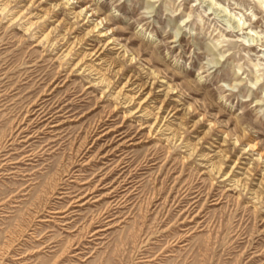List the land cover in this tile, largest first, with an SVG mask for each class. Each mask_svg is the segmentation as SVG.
<instances>
[{
	"label": "rangeland",
	"instance_id": "1",
	"mask_svg": "<svg viewBox=\"0 0 264 264\" xmlns=\"http://www.w3.org/2000/svg\"><path fill=\"white\" fill-rule=\"evenodd\" d=\"M0 264H264V0H0Z\"/></svg>",
	"mask_w": 264,
	"mask_h": 264
},
{
	"label": "bare ground",
	"instance_id": "2",
	"mask_svg": "<svg viewBox=\"0 0 264 264\" xmlns=\"http://www.w3.org/2000/svg\"><path fill=\"white\" fill-rule=\"evenodd\" d=\"M67 54V53H66ZM118 95V94H117ZM129 95V94H128ZM124 97V96H123ZM143 101V100H142ZM142 101H140V102H142ZM129 103V102H128ZM145 113V112H144ZM147 114V113H146ZM158 117V116H157ZM154 121V120H153ZM161 121V120H160ZM154 123V122H153ZM155 123H156V121H155ZM154 123V124H155ZM165 124V123H164ZM156 127V126H155ZM153 129H155V128H153ZM152 132V131H151ZM160 132V131H159ZM150 133V132H149ZM212 167V166H211ZM215 170V169H214ZM217 172H219V170L217 171Z\"/></svg>",
	"mask_w": 264,
	"mask_h": 264
}]
</instances>
